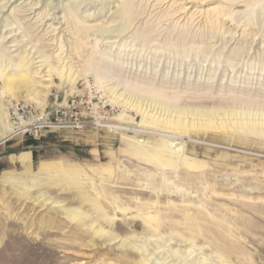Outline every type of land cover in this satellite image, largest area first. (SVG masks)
<instances>
[{
    "label": "rangeland",
    "instance_id": "obj_1",
    "mask_svg": "<svg viewBox=\"0 0 264 264\" xmlns=\"http://www.w3.org/2000/svg\"><path fill=\"white\" fill-rule=\"evenodd\" d=\"M16 93L85 126L0 145V264H264V0H0Z\"/></svg>",
    "mask_w": 264,
    "mask_h": 264
},
{
    "label": "built area",
    "instance_id": "obj_2",
    "mask_svg": "<svg viewBox=\"0 0 264 264\" xmlns=\"http://www.w3.org/2000/svg\"><path fill=\"white\" fill-rule=\"evenodd\" d=\"M75 99H68L64 104L58 98L52 104L48 101L43 110L23 101L15 103L8 113V121L15 129L16 136L39 138L43 132L59 130H79L85 124L76 111Z\"/></svg>",
    "mask_w": 264,
    "mask_h": 264
},
{
    "label": "bare ground",
    "instance_id": "obj_3",
    "mask_svg": "<svg viewBox=\"0 0 264 264\" xmlns=\"http://www.w3.org/2000/svg\"><path fill=\"white\" fill-rule=\"evenodd\" d=\"M31 69V64L29 63L28 65ZM6 76H4V83H7L8 85H10L11 87H14L15 91L14 92H27V89L30 88L31 90H34V88L32 87L31 84H29V79H27L26 75L24 73H22V71H15L14 73H7L5 74ZM48 81H50V79H47ZM75 81V80H74ZM54 87V86H53ZM52 87V88H53ZM51 88V89H52ZM71 88H73V86H71ZM46 89L49 90L50 89V84H48L46 86ZM50 89V91H51ZM25 90V91H24ZM50 91H49V96H50ZM107 93V92H106ZM109 97L112 99V101L120 106H123V104H120V102L118 101L120 99L119 95H115L113 93H111L110 91L108 92ZM16 97V99L14 101H16L15 103L19 102V101H23L29 104H33L36 106L37 109L39 110H43V108L46 106L47 102H48V98L47 97L44 101L41 100H37L33 97H28L27 95L24 96V99H22V97L20 96V93H16L14 95ZM136 111V109H135ZM137 113H139L140 111H136ZM141 113V112H140ZM8 113H7V118H6V125L3 127H0V145L2 143H4L5 141H7L8 139H11L14 137L15 133V129L11 126L10 122L8 121ZM104 128H111V129H115L117 131H121V132H129V133H133L134 135H150V133H146V132H142L139 131L138 129H134L130 128V127H124L121 125H116V124H109V125H105L102 126ZM142 129V128H141ZM110 130V129H109ZM162 137H165L164 135H160ZM167 137V136H166ZM155 155L158 156V153H156ZM178 159H180L182 161V163L184 165H186L187 167H197L198 163H196L193 160L190 159H186V158H182L181 156H177ZM51 166L50 162L47 161H43L39 164L38 168L40 171L46 170ZM201 168V167H200ZM14 180L10 179V177H6L4 178V182L8 183V182H13ZM14 183V182H13ZM74 216H77V214L75 213V211H73ZM146 218H150V217H146ZM105 233V232H102ZM122 246L124 248L126 247H132V243L129 239H123L122 240ZM136 247V246H135ZM135 249V248H133ZM139 264H147L144 260H140L138 262Z\"/></svg>",
    "mask_w": 264,
    "mask_h": 264
},
{
    "label": "crops",
    "instance_id": "obj_4",
    "mask_svg": "<svg viewBox=\"0 0 264 264\" xmlns=\"http://www.w3.org/2000/svg\"><path fill=\"white\" fill-rule=\"evenodd\" d=\"M18 162H19L20 164H22L23 166L28 167V166H27V165H28V160L26 159L25 156L20 157V159L18 160Z\"/></svg>",
    "mask_w": 264,
    "mask_h": 264
},
{
    "label": "trees",
    "instance_id": "obj_5",
    "mask_svg": "<svg viewBox=\"0 0 264 264\" xmlns=\"http://www.w3.org/2000/svg\"><path fill=\"white\" fill-rule=\"evenodd\" d=\"M32 144H35V142L32 139H29L27 145L31 146ZM33 155L35 156V153H33Z\"/></svg>",
    "mask_w": 264,
    "mask_h": 264
}]
</instances>
